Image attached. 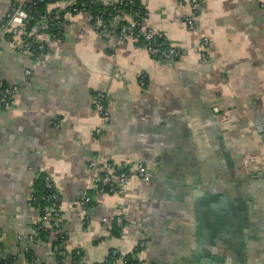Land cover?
<instances>
[{
    "label": "crops",
    "instance_id": "obj_1",
    "mask_svg": "<svg viewBox=\"0 0 264 264\" xmlns=\"http://www.w3.org/2000/svg\"><path fill=\"white\" fill-rule=\"evenodd\" d=\"M65 2L44 14L54 10L59 20ZM137 7L142 28L185 50L178 61L165 65L128 42H106L85 13L62 18L60 38L44 34L43 55L0 41V80L18 88L10 108L0 106L7 264H32L27 252L35 264H58L54 221L45 241L28 243L40 221L30 206L38 173L49 174L60 195L59 264H72L78 251L87 264H102L111 250L122 260L138 242L141 264H194L198 248L223 264H264V8L255 0H199L189 27L192 11L177 0H137ZM11 8L12 0H0V23ZM99 91L110 122L97 136ZM94 157L123 169L141 162L153 177L95 195L87 209L80 201L93 185ZM116 217L125 225L109 238L102 220Z\"/></svg>",
    "mask_w": 264,
    "mask_h": 264
},
{
    "label": "built area",
    "instance_id": "obj_2",
    "mask_svg": "<svg viewBox=\"0 0 264 264\" xmlns=\"http://www.w3.org/2000/svg\"><path fill=\"white\" fill-rule=\"evenodd\" d=\"M35 1L40 3L44 0H12L11 10L0 23V41H6L17 53H30L34 55V50L42 52L45 47L42 41L44 34L50 37L49 33L45 32L47 28L45 23L47 16L40 17V21L46 27H33L30 31L25 32V27L29 20L26 8L28 4H32ZM129 2L131 3V0ZM177 2L178 6L187 5L191 9L192 16L186 19V24L189 27H193L195 25L196 15L198 14L199 0H186L185 2L183 0H177ZM255 2L260 8H264V0H255ZM65 3L67 6L63 10L62 18L67 19L74 14H87L89 23L94 28L96 34L106 42H128L131 47L143 49L150 58L165 65L178 61L185 53L184 49L172 45L162 33L142 28L141 22L135 19L133 13L118 9L114 10L116 13L109 19L104 20L100 16L91 15L89 10L85 11L83 4L78 7L76 4L77 0H66ZM114 3L121 4L122 0H115ZM54 19H57V17L55 16ZM116 21H118L117 25L115 24ZM7 34L9 36L5 37ZM207 45V41L204 40L199 46L200 50L204 51ZM26 74L29 75V72H26ZM138 85L140 88L146 87V81L142 73L138 74ZM17 92V86L4 84V81L0 80V106L5 110L9 109L12 99ZM93 101L100 119V124L96 128L95 134L100 136L110 122V113L107 108L108 100L106 94L99 91L94 94ZM54 121H57V118L53 120V123ZM87 170L95 175L90 192L84 195L80 201L87 209H90L92 198L95 195H116L121 193L133 178L141 181H150L153 177L152 172L141 162L135 163L130 168L123 169L114 164L104 162L97 157H94L88 162ZM42 180L43 189L47 194L40 198L34 196L33 193L30 195V206L37 211L40 221L28 237V243L32 244L34 241L39 240L38 237L41 232L47 233L49 237L46 226L49 221H54V230L57 231L56 241L59 240L62 244L64 238L58 229V222L62 217L59 212L60 195L49 174L43 173ZM102 222L104 223L107 237L109 238L119 236L125 225L123 219L120 217H116L113 220L103 219ZM61 244H55L53 246L56 254ZM143 246V242H138L131 251L137 264H141L138 260V254L143 249ZM111 253V257L113 258L119 254L117 250H111ZM76 254H79V251ZM80 264L87 263L81 259ZM102 264H107V257ZM111 264L124 263L120 258H117Z\"/></svg>",
    "mask_w": 264,
    "mask_h": 264
},
{
    "label": "trees",
    "instance_id": "obj_3",
    "mask_svg": "<svg viewBox=\"0 0 264 264\" xmlns=\"http://www.w3.org/2000/svg\"><path fill=\"white\" fill-rule=\"evenodd\" d=\"M58 0H44L43 2H33L32 4H28L26 8V12L28 14L29 20L25 27V32L30 31L35 25H37L40 21L41 16H47L46 23V32L49 33L51 39H58L61 36V20L63 13H59L60 19H54L56 13L54 10L52 15L44 14L45 8L47 5L53 4L57 2ZM78 7H80L81 4H83L85 11H90L91 15L93 16H100L102 19L107 20L109 19L114 13H116L114 10H124L125 12L133 13L135 19L139 20L140 17L138 15V7H137V0H131V3L129 0H122V3H111L108 6L102 5L100 0H77ZM115 8V9H114ZM76 15V14H74ZM140 21V20H139ZM9 34L5 35V37H8ZM48 52L47 48L44 47V50L42 52H37L34 50V56H39L46 54ZM4 84H6L4 82ZM43 173H38L36 175V178L34 180V187L32 188L31 193H33L34 196L40 198L43 195H46L47 192L43 189V180H42ZM48 237V234L45 232H41L39 234L38 239L41 241H45ZM64 238V237H63ZM64 240V239H63ZM55 244H61V242L55 241L53 242V245ZM111 251L107 255V264H111L113 260H117V258H120L121 255L118 254L115 258L111 257ZM32 253L27 252L25 253V256L30 263L35 264L33 259L31 258ZM64 251L63 248L60 246L58 249V252L56 254L57 263L59 264L64 258ZM82 254L79 252V254L73 253L71 256V262L72 264H80ZM122 261L124 264H137V262L134 260L132 254H128L122 257ZM0 264H7L6 262L0 260Z\"/></svg>",
    "mask_w": 264,
    "mask_h": 264
},
{
    "label": "water",
    "instance_id": "obj_4",
    "mask_svg": "<svg viewBox=\"0 0 264 264\" xmlns=\"http://www.w3.org/2000/svg\"><path fill=\"white\" fill-rule=\"evenodd\" d=\"M115 24L117 25L118 24V21L115 22ZM226 224H230L231 227H233V231L237 232L238 231V226H237V223L234 221V220H231V219H226ZM232 229V228H231ZM230 229V230H231ZM208 254H212L208 251H202L201 248H198L196 253H195V263L194 264H223L224 261L226 260H222L221 258L218 259L216 257V255L213 256L212 259H210L209 257H207ZM199 255V256H198ZM0 259L4 260V259H7V255L4 254V252H0ZM199 260V261H198ZM226 263V262H225Z\"/></svg>",
    "mask_w": 264,
    "mask_h": 264
}]
</instances>
